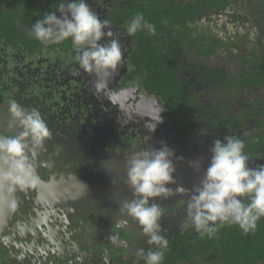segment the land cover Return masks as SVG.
I'll return each mask as SVG.
<instances>
[{
	"label": "flooded vegetation",
	"instance_id": "flooded-vegetation-1",
	"mask_svg": "<svg viewBox=\"0 0 264 264\" xmlns=\"http://www.w3.org/2000/svg\"><path fill=\"white\" fill-rule=\"evenodd\" d=\"M130 1L127 0V3ZM47 2L49 0H36L38 5H45ZM61 2L62 0L53 2L58 17L60 13L57 11V6ZM85 2L98 14L101 20L108 19L111 22V30L117 33L121 43L127 41L126 39L128 38L130 42H134V49L126 54L131 68L120 77L119 84L129 87L130 83L135 82L140 84L145 91L155 95L157 101L164 105L168 113L167 119L170 120L168 130L176 134L178 139L185 138L188 129L199 122L213 130L211 141L216 139L223 141L222 137L225 134L227 136L230 134L229 128H232L237 113L241 111L239 112L238 107L232 110L229 105L220 104L215 99L218 85L222 84V81L219 80L220 77L218 78L215 72L209 71L210 73L200 78V86L194 87L195 85L188 74L169 64L166 58L168 56L162 53L160 54L162 60L160 59L161 61L157 62L163 63L165 67L176 72L178 81L181 83V95L169 96L162 91L150 88L147 83V77L150 73L148 66L142 69L140 68L141 65H137L140 61L139 53L142 45L134 36L128 37L126 35L125 25L114 14L115 9L119 8L125 0H85ZM2 11L7 12L13 18L14 24L26 38L13 36L0 38V109L6 108L9 99H15L23 106L37 109L47 123L52 136L45 142L43 148L37 150L35 154V159L37 160L36 172L41 182L35 188L19 195L12 219L5 232L0 236V240L5 239V236L10 233L16 208L26 195H32L34 199L37 198L39 200L41 209L38 213V223L44 229L47 226L55 225V216H59L60 222L65 224L68 217L74 214H82V211L85 210L93 215L92 219L94 222L101 219V215L105 212L114 214L116 218H124L126 215L119 211L120 205L123 201L133 198L131 190L124 183L125 163L131 153L140 150L136 147L134 151L130 152V138L140 135L138 132V127L140 126L131 125L132 128L127 131L123 130V127L117 128L115 126L116 128H114L115 123L108 121V125L113 127L112 130H108V125L103 124V121L102 127L105 129L102 128L100 131L98 128L95 129V122L89 119L90 111L95 110L91 106L95 104L99 107L101 103L96 96L99 97L102 93L108 96L113 94V81L117 77L115 76L117 75L116 73L122 67H118L101 91H96L94 87L96 78L90 74L88 90L86 88L88 81L85 82L86 73L75 61V52L71 44L66 41L60 45L44 46L40 44L29 33L32 24L40 20L41 17L35 19L34 15L26 12L25 7H22L21 14H16V16L5 9ZM21 15L24 17L23 19ZM17 21L20 24L19 26L16 23ZM25 21H27L26 24ZM262 31L264 32V28ZM104 42L103 39L100 41V43ZM154 64L157 63L155 62ZM258 67L260 69L259 74H247L242 77L253 85L255 89L264 87L262 78L264 64ZM87 74L89 76V73ZM241 82L244 83V81ZM101 83L103 84V81ZM204 87L205 90L208 89L207 104L203 106L204 112L206 111L207 113L205 120H203L202 110L194 107L196 103L192 107L187 106L188 100L190 102L194 100L195 91ZM107 115L109 116V113L104 112L101 117ZM223 115L226 116L223 117ZM167 119L163 118L165 121ZM98 120V122L101 121L100 118ZM161 125L164 127L163 124ZM2 131H7V129L0 127V132ZM244 134V131L239 129L237 134L230 136H235L245 141V153L250 158L263 159L264 131L257 130L255 134L248 136ZM258 137H261V142L258 141ZM251 139H255V141L249 143ZM252 143L254 147L248 150V145ZM110 147H114L111 154L107 149ZM114 151L117 153V157ZM174 154L177 155V157L174 155L176 158H180L182 152L176 150ZM119 155L120 157H118ZM174 166L176 169L174 178L177 181V185H182L191 190L194 185L192 181H187V171L179 164L174 163ZM94 185L98 186V189H95L96 194L89 196L87 193L91 194ZM177 185H171V187L175 188ZM87 186L88 190H86ZM82 193L84 199L86 198V202L81 200ZM58 194L65 196L68 201L74 198V202L65 203L60 200ZM46 195L51 197H46ZM33 198H30V200L35 201ZM187 198L188 195H177L167 200L155 198V201L160 203L163 210L168 206L173 205L175 208L178 206L181 209L182 217L185 218V201ZM58 201L60 203H57ZM247 202V198H245V203ZM103 208L106 209L104 210ZM99 209L103 211L100 212ZM59 212L61 214H58ZM116 225L108 224L103 226L102 229L100 228L101 225L99 228L95 227L98 231L97 233L95 231V238L99 237L92 246L88 245L87 250L90 253V259L100 260L101 262L104 260L102 264H116L120 261L124 264H141L138 263L139 257L137 258L138 260L131 257L130 253L134 252V250L131 252L129 251L130 248L116 249V247L108 245L111 242L115 246V243L117 244L121 240H130V236L123 231L124 228L130 227V220L127 219V224L119 223ZM226 226L230 225L225 224L223 227ZM45 230L48 231L49 229L46 228ZM46 231H44V234ZM112 234H116L115 241L112 239ZM23 235H17L11 239L6 238L7 241L3 240L4 242L1 241V264H68V262L63 261L64 257L52 255L54 254L53 246L35 239L34 233L31 234L29 230H25ZM33 235L35 241L32 240ZM90 237L92 238V235ZM90 237L88 235L87 238ZM202 238H206V236L201 237L194 228H184L181 232L172 235L168 240V249L165 254L170 251L169 247L171 246L176 245L177 248H180L181 243L184 242L187 245L186 248L193 247L194 244L192 243H196L198 239ZM48 242L50 243V241ZM120 252H124L126 255L124 254V257H122Z\"/></svg>",
	"mask_w": 264,
	"mask_h": 264
},
{
	"label": "clouds",
	"instance_id": "clouds-1",
	"mask_svg": "<svg viewBox=\"0 0 264 264\" xmlns=\"http://www.w3.org/2000/svg\"><path fill=\"white\" fill-rule=\"evenodd\" d=\"M57 11L59 17L56 12L45 13L32 24L29 34L44 46L60 45L70 39L75 61L85 73L96 78L94 87L101 91L123 65L122 45L117 33L111 30V22L101 20L85 0H62ZM143 30L152 35L156 31L155 25L140 13L125 26L128 37ZM102 39L104 43H100ZM161 122L159 115L148 132H154ZM0 127L7 129V133L0 132V192L11 196L18 190L35 188L40 183L35 154L52 136L47 123L37 109L9 99L6 108L0 109ZM245 147V141L235 136L214 140L209 165L191 190L177 185L174 150L166 145L130 154L125 163L124 183L133 198L123 201L119 211L134 220L147 238L146 243L154 246L148 251L138 250L144 264H162L168 249V240L161 234L164 210L155 198L167 200L188 195L184 227L194 228L201 237L212 239L225 224L236 225L245 234L256 230L257 222L264 217V165L249 168L250 156ZM192 166L199 164L194 162ZM15 203L12 199L10 207H15ZM118 223L127 224V220ZM112 239L115 241V237Z\"/></svg>",
	"mask_w": 264,
	"mask_h": 264
},
{
	"label": "rangeland",
	"instance_id": "rangeland-1",
	"mask_svg": "<svg viewBox=\"0 0 264 264\" xmlns=\"http://www.w3.org/2000/svg\"><path fill=\"white\" fill-rule=\"evenodd\" d=\"M25 1L0 0V9H5L16 16V14H21L22 7L26 4ZM249 4L246 0H238L237 3H233L220 15H212L210 20H202L196 24H189L185 28L178 29L170 46H168L164 53V55L168 56L166 58L169 64L176 66L180 71L188 74L195 85L194 87L200 86V78L210 73L209 71L215 72V75L218 78L220 77L219 80L222 81V84L218 85L215 99L220 104L229 105L232 110L238 107L239 112L241 111L237 113L232 128H229L231 132L228 136L237 134L239 129H242L245 133L244 135L247 136L255 134L257 130L264 131V87L255 89L253 85L242 78L247 74H259L260 69L258 66L261 64L263 66L264 64V32L250 19L242 24L231 20L229 17L232 12L244 14L248 17L247 10L250 8ZM21 18L23 19L24 17L21 15ZM16 23L18 26L20 25L18 21ZM26 23L27 21H25ZM260 27H264V24ZM126 40L128 42H120L123 52V65L121 66V70L115 75L117 77L113 81V94L108 96L102 93L101 96H96L101 103L99 107L95 104L91 106L95 110L90 111L91 115H89V119L95 122V129L98 128L100 131L103 128V121V124L106 126L109 123L108 121H113L115 123L114 128H116L115 126L117 128L123 127V130L127 131L129 128H132L131 125H139L138 132L140 135L130 138V152L134 151L136 147L140 150L148 147L158 149L162 144L174 150V152L176 150L180 151L182 152L181 157L177 159V155H175L176 157H173V162L175 161V164L182 166L188 173L187 181H192V184L196 185L202 179L203 172L208 167L211 159L210 149L213 146V141H211L213 130L198 122L188 129L185 138L178 139L176 134L168 130L170 123V120L167 119L168 113L164 105L157 101L155 95L145 91L140 84L135 82L130 83L129 87L119 84L120 77L131 68L126 54L132 51L135 45L134 42H130L129 38ZM85 75V82H87L91 76L90 74L88 76L87 73ZM262 78L264 80V74ZM241 81H244V83ZM89 86L88 81L86 84L88 90ZM207 90H205V87L196 90L193 95L194 100L192 102L187 101V106L192 107L196 103L194 107L202 110L203 120L207 117V113L206 111L204 112L203 108L208 100ZM161 109L163 110L159 113ZM104 112H108L109 116L101 117V115H104ZM159 115L162 118V122L156 126L154 132L149 133L147 129L157 122ZM99 118L100 122H98ZM163 118L167 120L165 121ZM107 129L112 130V125H108ZM2 132L7 133V131ZM142 133L143 135H141ZM225 136L227 134L222 139ZM107 149L111 154L114 147ZM114 153L116 152L114 151ZM35 161L37 165V160L35 159ZM194 162H198L199 166H192ZM258 165H264V157L258 160L250 158V162L248 163L249 168ZM30 198H33V196L26 195L20 201V205L16 208L10 233L5 236V239H1L0 243L4 242L3 240L7 241L6 238L11 239L17 235L21 236L25 230H29V233L35 234V239L53 246L54 254L52 255L64 257L63 261L68 262V264H102L104 260L102 262L100 260H91L90 253L87 250L88 245L92 246L99 237L97 234L98 237L95 238V231L96 233L98 232L95 227L99 228L101 225L100 228L102 229L103 226L108 224L118 225V221L129 219L130 227L124 228L123 231L126 235L130 236V240H121L119 243H115V246L111 242L108 245L116 247V249L130 248L129 251L131 252L134 250V252L130 253L133 259L138 258L137 253L139 249L148 251L154 247L146 243L147 238L142 236L134 220L127 216L116 218L110 212L103 213L101 219H98L97 222H94L92 219L93 215L89 212L87 213V210L82 211V214L71 215L67 218L65 224L60 222L59 216H55V225L45 227V229H49L46 231L38 223V213L41 209L40 202L37 198H33L35 201L30 200ZM238 199L241 198L238 197ZM103 209L105 210L106 208ZM99 211L103 210L99 209ZM58 214L61 213L59 212ZM160 224L162 228L161 234L165 235L167 240L172 235L181 232L185 228V218L181 215V209L178 206L175 208L173 205L166 207ZM44 231H46L45 234ZM88 235L89 237L92 235V238H87ZM111 236L116 239V234H112ZM35 239L33 235L32 240L35 241ZM124 254L126 255V253L120 252L122 257H124ZM138 261V263L144 264L142 259ZM121 262L115 263L124 264Z\"/></svg>",
	"mask_w": 264,
	"mask_h": 264
},
{
	"label": "trees",
	"instance_id": "trees-1",
	"mask_svg": "<svg viewBox=\"0 0 264 264\" xmlns=\"http://www.w3.org/2000/svg\"><path fill=\"white\" fill-rule=\"evenodd\" d=\"M237 1L131 0L127 3L125 0L119 8L115 9L114 14L125 26L137 13L142 14L149 23L155 25V35L149 34L147 30L139 31L134 35L142 45L139 53L140 61L137 65H141L142 69L148 66L150 73L147 83L150 88L162 91L165 95L176 96L181 95V83L175 71L157 62L162 60L160 54L166 52L178 29L202 20H210L212 15H220ZM246 1L250 3V8L247 10L248 17L232 12L229 15L230 19L242 24L250 19L262 31L264 27L260 26L264 24V0ZM25 2L26 12L34 15L35 19L37 17L42 19L45 13L55 12L53 5L55 0H49L45 5L36 4V0ZM12 36L25 37L14 24L13 18L0 9V38ZM66 42L71 44L70 39ZM155 62L157 64H154ZM255 139H251L249 143ZM258 141L261 142V137H258ZM253 147L252 143L247 149ZM192 244H194L193 247L188 248L184 242L181 243L180 248L176 245L169 247L170 251L165 254L162 264H264V217L257 222L254 232L245 234L238 226L230 225L219 228L212 239L206 237Z\"/></svg>",
	"mask_w": 264,
	"mask_h": 264
},
{
	"label": "water",
	"instance_id": "water-1",
	"mask_svg": "<svg viewBox=\"0 0 264 264\" xmlns=\"http://www.w3.org/2000/svg\"><path fill=\"white\" fill-rule=\"evenodd\" d=\"M44 186H46V185H44ZM29 190L30 189H28L26 191H19L18 190L17 192L12 194L11 196H9L6 192H0V236L3 234V232H5V230L7 229L8 225L12 219V215H13V211H14L15 207H10L11 200L14 199L16 202L15 203V205H16L19 195L22 192H27ZM59 197H60V200H63V202H65V203H68V202L71 203V201L74 202V198H71L68 201L67 198L63 195H59ZM76 197H78V196H76ZM57 203H60V202L58 201Z\"/></svg>",
	"mask_w": 264,
	"mask_h": 264
},
{
	"label": "bare ground",
	"instance_id": "bare-ground-1",
	"mask_svg": "<svg viewBox=\"0 0 264 264\" xmlns=\"http://www.w3.org/2000/svg\"><path fill=\"white\" fill-rule=\"evenodd\" d=\"M181 183H182V181H181ZM98 186H99V184H98ZM98 186L97 185H94V188H93V190H92V192H91V194L90 193H87L89 196H93V195H95L96 194V191H95V189L97 190L98 189ZM127 187V186H126ZM86 190H88V186L86 187ZM81 192V191H80ZM46 197H51V196H48V195H46ZM86 199V198H85ZM84 199V197H83V193H82V199L81 200H85ZM85 202H86V200H85ZM71 203H73L72 201H71ZM69 206H71V205H69Z\"/></svg>",
	"mask_w": 264,
	"mask_h": 264
}]
</instances>
